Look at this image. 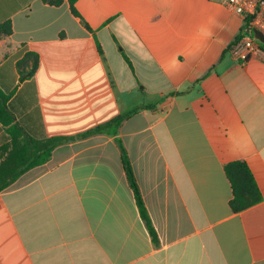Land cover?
I'll use <instances>...</instances> for the list:
<instances>
[{"label": "crops", "instance_id": "0c3cea01", "mask_svg": "<svg viewBox=\"0 0 264 264\" xmlns=\"http://www.w3.org/2000/svg\"><path fill=\"white\" fill-rule=\"evenodd\" d=\"M0 0V92L57 147L0 192V264H264V57L237 62L244 21L225 0ZM39 55L35 76L18 62ZM0 121V164L12 141ZM131 163L158 235L142 220ZM246 162L263 201L229 206L226 164Z\"/></svg>", "mask_w": 264, "mask_h": 264}, {"label": "trees", "instance_id": "16d2710c", "mask_svg": "<svg viewBox=\"0 0 264 264\" xmlns=\"http://www.w3.org/2000/svg\"><path fill=\"white\" fill-rule=\"evenodd\" d=\"M65 1H68L72 13L79 17L75 6L79 0H44L45 3L57 7L61 6ZM11 33L12 26L10 22L0 27V35H10ZM245 37L255 38L259 42L261 49L264 51V38L251 29L247 22L242 27L238 37L232 43L231 48L236 44V42ZM39 65L40 57L38 54L33 52L27 53L17 64L20 73L26 78L34 77L38 71ZM153 108L154 106L136 108L127 114L114 118L106 124L97 126L96 128L77 136L52 137L46 140H35L21 132L18 126L13 125L14 118L6 106L5 96L0 92V121L5 126L10 127L9 133L12 137L11 143L3 148V151H6L8 154L6 159L0 164V192L9 188L26 171L48 162L53 151L57 147L73 142L77 139H85L94 135L107 133L109 128L116 124H121L126 118L138 113L141 109L149 110ZM122 155L126 175L130 187L133 190L140 216L144 221L152 240L157 243V232L152 224L151 218L142 199L131 163L124 148H122ZM224 171L232 187L233 196L229 206L234 214L244 212L263 201L260 188L246 162L234 161L228 163L225 165Z\"/></svg>", "mask_w": 264, "mask_h": 264}, {"label": "built area", "instance_id": "2783aa9c", "mask_svg": "<svg viewBox=\"0 0 264 264\" xmlns=\"http://www.w3.org/2000/svg\"><path fill=\"white\" fill-rule=\"evenodd\" d=\"M225 5L264 38V0H225ZM231 54L240 64H246L254 57H264L259 42L252 37L236 42Z\"/></svg>", "mask_w": 264, "mask_h": 264}]
</instances>
